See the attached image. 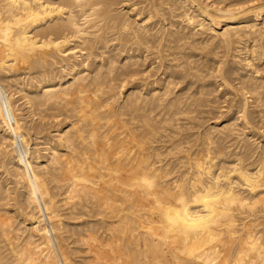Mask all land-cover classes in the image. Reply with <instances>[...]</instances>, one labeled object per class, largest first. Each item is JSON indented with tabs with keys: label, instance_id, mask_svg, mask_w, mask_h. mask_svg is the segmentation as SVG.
I'll list each match as a JSON object with an SVG mask.
<instances>
[{
	"label": "bare ground",
	"instance_id": "bare-ground-1",
	"mask_svg": "<svg viewBox=\"0 0 264 264\" xmlns=\"http://www.w3.org/2000/svg\"><path fill=\"white\" fill-rule=\"evenodd\" d=\"M0 264H264V0H0Z\"/></svg>",
	"mask_w": 264,
	"mask_h": 264
},
{
	"label": "rangeland",
	"instance_id": "rangeland-1",
	"mask_svg": "<svg viewBox=\"0 0 264 264\" xmlns=\"http://www.w3.org/2000/svg\"><path fill=\"white\" fill-rule=\"evenodd\" d=\"M126 10L125 11H127V9L128 8H125ZM94 249H95V251H98V252H103V251H107L108 250V248L106 247V248H104V247H101V246H99V244L97 243V246L96 247H94ZM97 249V250H96Z\"/></svg>",
	"mask_w": 264,
	"mask_h": 264
}]
</instances>
